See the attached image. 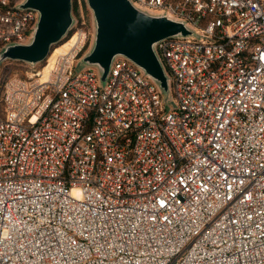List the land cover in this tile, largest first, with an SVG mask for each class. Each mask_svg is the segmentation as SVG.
I'll list each match as a JSON object with an SVG mask.
<instances>
[{"label":"built area","instance_id":"obj_1","mask_svg":"<svg viewBox=\"0 0 264 264\" xmlns=\"http://www.w3.org/2000/svg\"><path fill=\"white\" fill-rule=\"evenodd\" d=\"M25 1L0 0V54ZM131 2L192 32L155 45L171 99L125 56L81 68L84 19L0 74V264H264V0Z\"/></svg>","mask_w":264,"mask_h":264},{"label":"water","instance_id":"obj_2","mask_svg":"<svg viewBox=\"0 0 264 264\" xmlns=\"http://www.w3.org/2000/svg\"><path fill=\"white\" fill-rule=\"evenodd\" d=\"M87 1L94 13L96 34L85 60L103 71L101 80L106 81L114 58L122 55L168 92L169 79L155 45L165 38L191 34L186 25L166 15L142 11L131 0ZM20 8L39 12V20L28 43L11 44L1 52L0 65L6 60L42 63L53 46L67 36L75 21L72 0H26Z\"/></svg>","mask_w":264,"mask_h":264},{"label":"rangeland","instance_id":"obj_3","mask_svg":"<svg viewBox=\"0 0 264 264\" xmlns=\"http://www.w3.org/2000/svg\"><path fill=\"white\" fill-rule=\"evenodd\" d=\"M72 1H73V16L75 19L73 26H75L76 23L81 24L82 20L84 19L86 22V28L95 36L96 22L94 18V13L92 9L90 8V6L88 5V1L87 0H72ZM64 40H66V37L65 39L60 41L58 44L54 45L52 50L54 49V47H58L60 43H62ZM68 46L69 44L67 43V44L61 45L57 49H62V47H64V49H68ZM93 46H94V39H93L91 46L81 54V57L78 63L80 64L81 68H87V67L94 68L95 70L99 72V75L102 79L103 71L98 67V65L89 64L85 60L87 55L92 50ZM40 66H42V63L29 64L27 62L20 61V60H6L3 62V65L1 66V77H2L1 81H4L10 76H17V75L27 76ZM165 95L170 99L173 97V94L170 90L168 92H165ZM3 115H4V108L2 104L0 103V117H2Z\"/></svg>","mask_w":264,"mask_h":264},{"label":"bare ground","instance_id":"obj_4","mask_svg":"<svg viewBox=\"0 0 264 264\" xmlns=\"http://www.w3.org/2000/svg\"><path fill=\"white\" fill-rule=\"evenodd\" d=\"M66 49H64V47H62V49H57V51H56V53L57 52H63V51H65Z\"/></svg>","mask_w":264,"mask_h":264},{"label":"trees","instance_id":"obj_5","mask_svg":"<svg viewBox=\"0 0 264 264\" xmlns=\"http://www.w3.org/2000/svg\"><path fill=\"white\" fill-rule=\"evenodd\" d=\"M2 65H3V64H2ZM2 65H1V66H2ZM0 74H1V67H0Z\"/></svg>","mask_w":264,"mask_h":264}]
</instances>
